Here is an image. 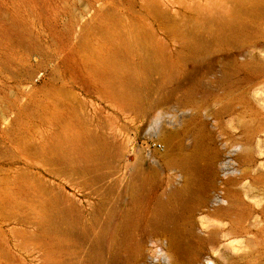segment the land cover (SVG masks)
<instances>
[{
	"label": "rangeland",
	"instance_id": "obj_1",
	"mask_svg": "<svg viewBox=\"0 0 264 264\" xmlns=\"http://www.w3.org/2000/svg\"><path fill=\"white\" fill-rule=\"evenodd\" d=\"M201 255L264 264V0H0V264Z\"/></svg>",
	"mask_w": 264,
	"mask_h": 264
},
{
	"label": "bare ground",
	"instance_id": "obj_2",
	"mask_svg": "<svg viewBox=\"0 0 264 264\" xmlns=\"http://www.w3.org/2000/svg\"><path fill=\"white\" fill-rule=\"evenodd\" d=\"M165 150V149H164ZM185 192H187V191H185ZM187 194V193H186ZM209 261V259L208 258H206L204 255H201V256H199L198 258H196L193 262H192V264H204V261Z\"/></svg>",
	"mask_w": 264,
	"mask_h": 264
}]
</instances>
